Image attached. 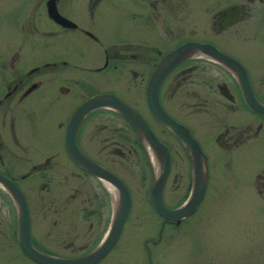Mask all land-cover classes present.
<instances>
[{
    "label": "flooded vegetation",
    "instance_id": "obj_1",
    "mask_svg": "<svg viewBox=\"0 0 264 264\" xmlns=\"http://www.w3.org/2000/svg\"><path fill=\"white\" fill-rule=\"evenodd\" d=\"M192 42L212 50L178 61L158 89L160 105L188 128L208 165L202 199L176 220L150 202L149 160L158 166L156 156L114 105L97 102L72 129L91 169L66 145L80 104L98 94L116 97L166 144L170 162L162 197L169 207L182 204L192 188L191 160L181 139L153 114L147 86L167 52ZM217 50L244 68L264 103V0H0V176L22 192L37 249L76 257L108 235L117 193L103 175L109 171L127 186L131 207L113 245L91 264H126L131 238L152 243L162 254L172 252L170 264H206L207 254L216 253L203 235L202 209L208 190H223L211 185L214 173L230 171L242 185L233 189L264 196V113L249 106L237 70L215 57ZM256 146L262 147L259 154ZM133 167L159 221L129 224L133 199L125 172ZM219 222L223 229L225 220ZM153 257L151 251L148 261ZM1 261L46 264L20 245L16 200L0 179Z\"/></svg>",
    "mask_w": 264,
    "mask_h": 264
},
{
    "label": "water",
    "instance_id": "obj_2",
    "mask_svg": "<svg viewBox=\"0 0 264 264\" xmlns=\"http://www.w3.org/2000/svg\"><path fill=\"white\" fill-rule=\"evenodd\" d=\"M50 13L54 17H57L56 11L50 8ZM189 44H193L189 47ZM209 45L201 42L183 43L177 48L167 52L156 65L147 86V100L153 114L162 121L167 127H169L183 142L187 149L188 155L192 165V188L188 198L180 205L176 207H169L165 204L162 197V187L165 180V176L169 169L170 154L166 144L162 143L150 130L147 123L129 105L122 101H119L116 97L105 94H98L85 100L74 112L69 123V134L67 136V149L71 155L78 160L80 164L87 169L92 168V162L82 154L75 142L73 127L77 126L82 115L87 109L94 106L97 102L109 103L118 108L127 118L129 123L135 129L137 134L145 139L151 146L156 156L157 164H153L149 160L150 172H151V185H150V202L155 209L163 216L171 219L179 220L182 217L192 212L197 204L203 197L207 184L208 165L206 155L201 149L198 141L192 136L188 128L182 125L180 122L171 117L160 105L158 99V89L160 82L164 75L173 67L178 61L185 58L188 54L194 51H211ZM214 52V51H212ZM215 57L226 63L230 67H233L238 72L240 84L242 85L244 96L251 108L256 112L264 113V103L259 101L254 95L249 81L247 79L246 72L243 67L233 58L227 56L222 51H215L213 53ZM99 102V103H101ZM116 188V199L114 215L111 222V227L108 235L99 242L94 249L88 253L76 257H59L51 255L44 251L37 249L30 239V221L28 216L27 206L23 199L20 189L10 182L8 179L0 176V179L6 183V185L12 191L18 211V234L19 242L23 250L30 255L33 259L46 264H91L98 261L104 254L110 249L116 240L118 233L121 229L123 221L127 217L131 207V196L127 186L121 179H119L112 172L107 171L103 174Z\"/></svg>",
    "mask_w": 264,
    "mask_h": 264
},
{
    "label": "rangeland",
    "instance_id": "obj_3",
    "mask_svg": "<svg viewBox=\"0 0 264 264\" xmlns=\"http://www.w3.org/2000/svg\"><path fill=\"white\" fill-rule=\"evenodd\" d=\"M255 152L256 154L262 152V147L256 146ZM253 164L255 166L260 164L257 155H255ZM141 170L145 176L148 170L147 166L144 164ZM135 171L140 170L133 167L128 168L125 172L127 181L130 182L133 199L129 224L133 221L136 223L159 221L160 217L149 205L148 195L139 191V186L143 188L144 185H139L138 181L136 182L138 173ZM228 172L225 174L223 172H221L222 174L214 173L211 185L222 187L223 190H219L217 193L208 190L206 202L202 208L205 212L203 218L206 220L204 238L207 244L213 245L215 252L219 253L210 255L208 253L206 264H264V196H260L257 192L248 195L245 194V190L243 192L233 189L234 186L240 188L242 185L238 184L236 179L233 180L231 172ZM225 175L227 176L225 177ZM235 191H241L244 194L234 195ZM219 220H225L223 229L218 228ZM245 225L253 227L247 230ZM253 228L254 231H252ZM216 235H219L220 239L216 240ZM139 239L131 238L127 242L126 264H170L174 255L172 252L166 249L162 254L160 248H156L152 243L144 246L142 239ZM210 249L212 248H208V250ZM151 251L154 252L152 262L148 261ZM156 251L158 255L155 258ZM1 262L2 264L6 263L5 261Z\"/></svg>",
    "mask_w": 264,
    "mask_h": 264
}]
</instances>
